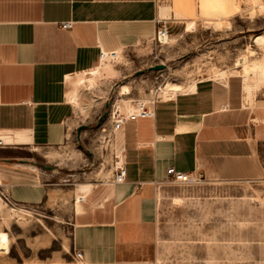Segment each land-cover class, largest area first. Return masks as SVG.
<instances>
[{
  "label": "crops",
  "instance_id": "1",
  "mask_svg": "<svg viewBox=\"0 0 264 264\" xmlns=\"http://www.w3.org/2000/svg\"><path fill=\"white\" fill-rule=\"evenodd\" d=\"M159 2L0 0V189L12 201L34 205L48 194L34 154L74 138L85 110L67 93H81L73 80L98 67L101 50L116 51L117 58L155 39L162 21L184 24L171 19L173 7L171 18L163 19ZM63 22L73 25L64 29ZM109 67L96 69L95 85L85 84L83 93L129 95L120 84L125 71L107 72ZM246 93L241 76L208 78L196 82L193 92L149 102L151 116L117 131L111 120L109 141L127 175L122 183L95 184L86 194L74 190L66 222L72 226L70 249L83 253L82 264H146L156 258L158 193L171 167L210 180L264 178V86L251 89L250 100Z\"/></svg>",
  "mask_w": 264,
  "mask_h": 264
},
{
  "label": "rangeland",
  "instance_id": "2",
  "mask_svg": "<svg viewBox=\"0 0 264 264\" xmlns=\"http://www.w3.org/2000/svg\"><path fill=\"white\" fill-rule=\"evenodd\" d=\"M159 1L170 4L171 19L184 24L173 26L167 19L169 40L146 41L119 52L115 62L106 61L107 72L125 71L120 84H128L129 95L83 93L86 87H81L79 102L85 112L79 113L80 125L88 126L81 140H76V129L69 144L34 154L46 173L45 199L34 205L17 203L0 189V264H82L70 249L72 226L66 221L75 189L86 194L113 178L111 119L108 115L99 121L106 111L103 101L110 103L108 112L113 104L123 112L133 111L139 102L163 99L160 88L169 83L224 81L240 77L245 66L260 78L257 83L244 82L247 99H252L251 89L264 86V46L255 40L264 34V0ZM188 19L196 21L192 32L186 31ZM160 64L166 68L148 69ZM103 76L96 77L97 85ZM81 77L85 76L73 81ZM157 227L156 258L146 264H264V178L229 182L198 173L191 184L167 179L159 188Z\"/></svg>",
  "mask_w": 264,
  "mask_h": 264
},
{
  "label": "built area",
  "instance_id": "3",
  "mask_svg": "<svg viewBox=\"0 0 264 264\" xmlns=\"http://www.w3.org/2000/svg\"><path fill=\"white\" fill-rule=\"evenodd\" d=\"M72 25H73L72 22L61 23V27L64 29L71 28ZM168 33H169V28L167 27L166 23L162 21L160 27L157 29V37H155V39L157 38L158 41H160V37L165 36ZM115 54H116V51L104 52L101 50L100 63L101 61L115 62V60L117 59L115 57ZM157 100H159V98L153 100V102H156ZM151 115L152 114H151L150 109L146 106V104L141 103V102L138 103V108H136L133 111H128L126 113L121 110V107L116 106V104H113L111 106V110H109V116L111 120L113 121V131L119 130L122 127V125L127 121L136 120L137 118H145ZM114 159H115L114 172H113V178L111 182L122 183L126 179L127 168L125 166V163L121 161L120 157L116 153L114 154ZM167 174H168L169 180L172 183H177V184H191L198 180L197 172L184 173V172L176 170L174 167L169 168L167 170ZM1 194H5V193L1 192ZM6 197L8 198L7 195ZM74 259L82 263L83 253L81 251L74 252Z\"/></svg>",
  "mask_w": 264,
  "mask_h": 264
},
{
  "label": "bare ground",
  "instance_id": "4",
  "mask_svg": "<svg viewBox=\"0 0 264 264\" xmlns=\"http://www.w3.org/2000/svg\"><path fill=\"white\" fill-rule=\"evenodd\" d=\"M171 12H172V6L170 4H162L160 6V16L163 19H165V20L170 19L171 18ZM185 24H186V31L187 32H192L195 30V27H196V21L195 20L188 19V20H186ZM169 39H170L169 33L165 36L160 37V41H162V40L167 41ZM255 40H256V42H258L259 44L264 46V34H259L258 36L255 37ZM116 56H117V52L115 54V57ZM107 64H109V63H107L105 61H101V63L98 65V67L95 68V70L99 69V71H101V70L103 71V70H105L104 68L106 67ZM95 70L94 71L91 70V71L83 73L81 75V76L87 75V76H91V77H89V78L82 77V78L78 79L77 84L79 85V87L80 86L82 87L85 84L90 85L92 87L95 85L96 80H95V77H93V76H96L99 74V72L95 74ZM239 73H240V76L243 77L244 82H248L249 80H251L253 83H257L258 79H260L259 77H257V74L255 73V71H250V69L247 66L243 67V69H241V71ZM86 81H88V83H85ZM195 90H196V82H192L191 84H189L187 86L182 85V84H178V83H169L166 85V88L164 90H162L161 95L163 96V99H169V98L175 96L180 91H188V92L192 91L193 92ZM122 91L124 92L123 94H130L129 86L124 84L122 86ZM153 94H155V93H153ZM67 96H68V99L70 101L74 102L76 105H78V107H82L80 102H79V98L81 96V93L79 92L78 88H74L73 90L68 92ZM116 106L120 107L119 104H116ZM80 197H78V199Z\"/></svg>",
  "mask_w": 264,
  "mask_h": 264
},
{
  "label": "water",
  "instance_id": "5",
  "mask_svg": "<svg viewBox=\"0 0 264 264\" xmlns=\"http://www.w3.org/2000/svg\"><path fill=\"white\" fill-rule=\"evenodd\" d=\"M166 68V64H160V65H154V66H150L148 69L149 70H160V69H165ZM144 71H138L136 73V75H139L141 73H143ZM110 108V103L107 102L106 103V111L104 112V114L102 115V117L100 118V123L104 120V118H106L109 115L108 109ZM88 128L87 125L82 124L77 128V140L78 142L81 140V132L82 130ZM42 167L46 170H51L54 168V166H50V165H42Z\"/></svg>",
  "mask_w": 264,
  "mask_h": 264
}]
</instances>
